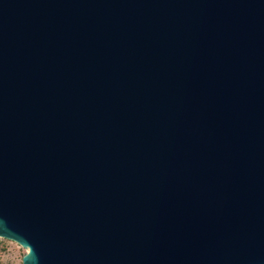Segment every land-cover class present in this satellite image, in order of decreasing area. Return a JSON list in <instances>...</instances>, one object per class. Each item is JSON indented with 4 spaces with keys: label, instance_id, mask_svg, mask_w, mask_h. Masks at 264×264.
Segmentation results:
<instances>
[{
    "label": "water",
    "instance_id": "obj_1",
    "mask_svg": "<svg viewBox=\"0 0 264 264\" xmlns=\"http://www.w3.org/2000/svg\"><path fill=\"white\" fill-rule=\"evenodd\" d=\"M0 237L264 264V0H0Z\"/></svg>",
    "mask_w": 264,
    "mask_h": 264
},
{
    "label": "rangeland",
    "instance_id": "obj_2",
    "mask_svg": "<svg viewBox=\"0 0 264 264\" xmlns=\"http://www.w3.org/2000/svg\"><path fill=\"white\" fill-rule=\"evenodd\" d=\"M26 249L15 241L0 237V264H21Z\"/></svg>",
    "mask_w": 264,
    "mask_h": 264
}]
</instances>
